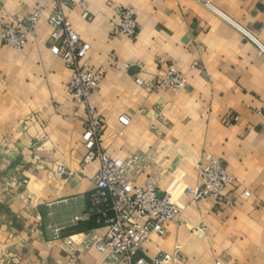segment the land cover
Wrapping results in <instances>:
<instances>
[{"label": "crops", "instance_id": "crops-1", "mask_svg": "<svg viewBox=\"0 0 264 264\" xmlns=\"http://www.w3.org/2000/svg\"><path fill=\"white\" fill-rule=\"evenodd\" d=\"M75 3L62 14L90 47L88 68L103 75L90 99L105 124L100 150L114 159L151 157L138 184L155 180L181 207L179 223L162 239L149 238L146 258L179 250L182 259L172 264H264V117L255 113L264 99V0ZM38 4L0 0V20L25 17ZM117 7L135 12V41L116 33ZM42 14L22 50L0 40V264H103L93 247L74 256L64 249L65 238L79 248L85 237L105 234L93 222H75L89 205L99 162L83 163L86 107L67 93L71 76L48 50ZM167 64L186 78L178 93L134 83H154ZM208 160L234 183L220 202L192 203L184 189L197 185Z\"/></svg>", "mask_w": 264, "mask_h": 264}, {"label": "built area", "instance_id": "built-area-1", "mask_svg": "<svg viewBox=\"0 0 264 264\" xmlns=\"http://www.w3.org/2000/svg\"><path fill=\"white\" fill-rule=\"evenodd\" d=\"M52 4L51 11H48L46 7ZM68 4L73 6L76 3L75 0H39V4L27 16H15L11 21L0 20L2 45L19 51L34 35L36 24L42 13L47 11L46 22L50 29L48 50L62 60L70 73L67 86L69 97L74 104L86 107L87 118L81 136L85 148L83 163L88 165L98 161L99 168L94 188L88 197L89 205L78 214L75 222H93L96 227H104L105 234L99 238L85 237L79 248L74 247L70 238H65L64 249L74 256L93 247L103 264H172L181 261L179 250L172 254L162 253L153 259L146 258L144 246L149 238L155 236L162 239L168 225L179 223L181 207L169 194L158 190L155 180L138 184L139 175L151 169V157L134 153L127 159H114L108 158L100 150V136L105 124L90 105V99L99 87L102 70L91 71L85 63L90 47L67 24L61 8ZM80 6L82 16L86 18L88 13L82 4ZM114 12L118 19L116 33L135 41L138 35L135 12L123 7H117ZM134 83L150 93L175 94L186 86V78L174 65L167 64L154 83L145 82L140 77L135 78ZM255 113L264 117V99ZM237 120L238 117H235L234 121ZM118 121L123 126L129 125V119L124 115ZM198 169L197 185L186 187L184 196L192 203L222 201L223 190L234 183V177L213 160L202 163ZM57 173L63 175L65 171L59 167ZM244 196H248V193H244ZM53 236L58 239L55 231Z\"/></svg>", "mask_w": 264, "mask_h": 264}]
</instances>
